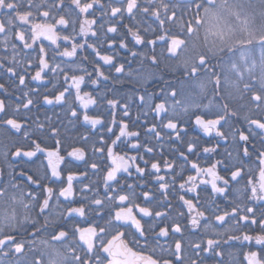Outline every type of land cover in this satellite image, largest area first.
I'll use <instances>...</instances> for the list:
<instances>
[{
	"label": "snow or ice",
	"instance_id": "snow-or-ice-1",
	"mask_svg": "<svg viewBox=\"0 0 264 264\" xmlns=\"http://www.w3.org/2000/svg\"><path fill=\"white\" fill-rule=\"evenodd\" d=\"M0 48V264H264V0H0Z\"/></svg>",
	"mask_w": 264,
	"mask_h": 264
},
{
	"label": "flooded vegetation",
	"instance_id": "flooded-vegetation-1",
	"mask_svg": "<svg viewBox=\"0 0 264 264\" xmlns=\"http://www.w3.org/2000/svg\"><path fill=\"white\" fill-rule=\"evenodd\" d=\"M113 54L116 55V63H120V62H124V59L127 57H130V54L124 50V49H113ZM3 54V49L0 48V55ZM59 59V58H58ZM91 59V58H90ZM102 63V62H101ZM83 68H86L88 71H92V66L90 63H84L81 65ZM133 67H135V65H133ZM106 74H109L113 77V79L104 81L103 79H101L100 83L96 86L90 85L88 84L85 87V90L87 91H92L93 89L100 91V92H104L106 89L111 88L113 89L112 93H108V96L111 97L113 94H119V93H128L130 92V90H132L134 88L133 84H129V83H117L114 82V80H118L120 78H122V74H117L115 73L114 69L109 70L108 66H104ZM77 74H83L82 72H80L79 69H77ZM93 78H95V76H93ZM87 80V77H86ZM0 83H4L5 87L8 88V93L5 94L2 90H0V99H5L7 103L14 104L15 102H17L16 98L20 95V92L15 88L14 85H12L11 87L9 86L11 84V81L3 78L2 73H0ZM29 87H40V90L43 91L44 88L41 85H38L37 82H30L29 83ZM48 87H51V85H48ZM149 90H152L153 85L150 83L148 85ZM104 114L107 115V105H104L103 108ZM32 114L35 115H39L40 119L43 120L45 114L49 115L52 117H56L57 118V114L59 115L60 119L62 120L64 118V112L61 110V108L59 106L56 107H52V106H41L39 109L34 108ZM139 114V110L137 109L136 105L132 106L131 109V120L132 121H136V117ZM120 113L118 112V118H119ZM125 120H128L129 118H124ZM153 116L150 113L147 117H144L141 115L140 120L137 122V124H132L130 123V130H138L141 133V139H148L149 143L153 146H155L156 152H155V156L157 159H160L161 153L163 154L164 157L168 158L171 156V147L169 146V141L167 139V137H165L162 141L157 142L155 140L154 137H146L145 136V132H146V126L145 127H138L137 125H144L145 121H152ZM57 124L60 123V120L58 121H54ZM99 127V126H98ZM189 131L191 132L192 129H189ZM201 135V142L203 143L204 141H206L208 138L207 137H203L202 134ZM131 140L134 141L135 138H129ZM162 145V147H161ZM65 147H68L67 143L65 144ZM90 149V145L88 146ZM222 151V149H221ZM130 155H134L135 154V150H132L130 153ZM143 154V152L141 153ZM146 159H151V156L146 155L145 156ZM203 163V160L201 161ZM141 166H143V162L141 161ZM149 169H150V165H149ZM134 172V170H133ZM161 174H164V172L162 171ZM135 176V173H134ZM95 178V177H93ZM151 179V178H149ZM129 182H132V179L130 178ZM191 195V194H190ZM173 204H176V201H173ZM259 215V213H258ZM259 246H253V245H249L247 248L241 247L239 244L236 245L234 248L232 249H228V252L230 253V255L226 254L224 257L225 260V264H242V260H243V252L248 251L249 249L251 250H258ZM243 264H246V262H243Z\"/></svg>",
	"mask_w": 264,
	"mask_h": 264
},
{
	"label": "trees",
	"instance_id": "trees-1",
	"mask_svg": "<svg viewBox=\"0 0 264 264\" xmlns=\"http://www.w3.org/2000/svg\"><path fill=\"white\" fill-rule=\"evenodd\" d=\"M64 119V118H63ZM53 121H58L56 117H53Z\"/></svg>",
	"mask_w": 264,
	"mask_h": 264
}]
</instances>
